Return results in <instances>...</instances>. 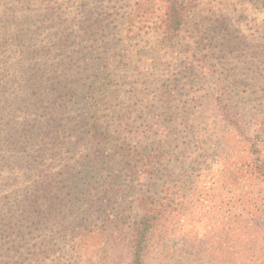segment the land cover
<instances>
[{
	"label": "rangeland",
	"instance_id": "rangeland-1",
	"mask_svg": "<svg viewBox=\"0 0 264 264\" xmlns=\"http://www.w3.org/2000/svg\"><path fill=\"white\" fill-rule=\"evenodd\" d=\"M139 1L145 6L137 0H0V219L9 220L27 198L50 189L54 203L66 204L48 212L43 201L37 223L19 218L10 260L21 245L34 249L40 238L50 246L35 251L63 248L56 236L72 212L101 215L103 177L98 166L82 161L94 148L80 132L88 117L114 136L134 140V148L166 154L158 179L145 173L134 184L117 179L109 208L124 213L141 188L152 190L173 172L205 164L212 171L202 170L199 184L206 199L216 195V178L231 160L206 163L201 156L240 161L247 152L225 126L216 96L242 120H264V0H190L182 30L172 37L155 34L163 0ZM138 8L141 30L125 46L111 28ZM107 60L113 69L104 68ZM60 92L67 93L63 99ZM101 151L106 154L107 147ZM71 173L80 186L72 190ZM195 230L162 222L145 264H209Z\"/></svg>",
	"mask_w": 264,
	"mask_h": 264
},
{
	"label": "trees",
	"instance_id": "trees-1",
	"mask_svg": "<svg viewBox=\"0 0 264 264\" xmlns=\"http://www.w3.org/2000/svg\"><path fill=\"white\" fill-rule=\"evenodd\" d=\"M137 3L138 7L145 6L139 0ZM189 4L190 0H163L160 21L154 25L155 34L161 37L179 34L188 15ZM149 6L143 12L149 10ZM138 14L139 8L128 12L119 25L111 28V33L119 35L121 44L125 46L134 39L136 30H141V21L136 20ZM107 61L104 68L113 69V63ZM66 90L70 91L68 88ZM73 92L77 96L85 91ZM88 92L89 88L86 89ZM66 94L60 92L59 95L63 99ZM214 100L225 126L247 145V152L240 161L226 154L214 159H208L206 154L201 156L206 163L218 162L224 157L231 160L227 168H222L218 174L216 182L220 183L216 195L211 199L205 198L206 189L199 184L202 170L210 175L211 168L205 164L202 170L198 168L189 172L181 169L179 173L173 172L165 183L154 182L152 190L141 188L127 213L109 208L110 197H114L117 190L118 178L134 184L137 183L138 174L145 173L156 180L163 171L166 154L164 150L143 152L141 147L134 148L131 138L114 136L103 122L90 117L84 120L85 115L82 114L80 121L85 122H81L83 128L80 132L88 137L94 147L87 160L82 161L94 170L98 166L101 174L97 173L103 177L99 182L102 197L98 196L101 215L80 217L72 212L64 230L57 232L55 244L61 242L63 248L48 247L44 252L35 251V246L40 247L43 243L50 246L44 238H40L33 242L34 249L21 245V251L16 250L15 260H10V253L15 252L13 247L16 240L12 236L17 237L19 218L37 223L36 217L43 209V201L49 203L48 212L66 205L54 203L49 194L51 189L43 195L34 194L19 205L9 220L0 219V264H145L148 243L157 227L165 221L198 227L200 230H195L193 235L201 234L199 241L205 245L204 257L208 258L209 264H264V120H242L221 95ZM83 105L88 111L86 104ZM103 147H107L106 154L101 151ZM213 153L212 150L210 155ZM91 157L93 159L89 160ZM77 179V173H71L68 180L70 190L80 187L74 184ZM147 191L150 193L145 194ZM97 255H102L103 260L96 258Z\"/></svg>",
	"mask_w": 264,
	"mask_h": 264
}]
</instances>
